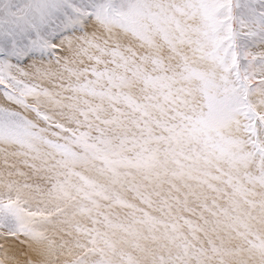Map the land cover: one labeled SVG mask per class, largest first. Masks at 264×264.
Wrapping results in <instances>:
<instances>
[{
    "label": "snow or ice",
    "instance_id": "1",
    "mask_svg": "<svg viewBox=\"0 0 264 264\" xmlns=\"http://www.w3.org/2000/svg\"><path fill=\"white\" fill-rule=\"evenodd\" d=\"M0 264H264V0H0Z\"/></svg>",
    "mask_w": 264,
    "mask_h": 264
}]
</instances>
